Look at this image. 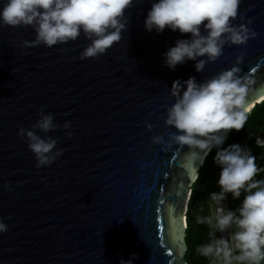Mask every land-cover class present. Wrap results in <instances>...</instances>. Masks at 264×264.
<instances>
[{
    "label": "water",
    "instance_id": "1",
    "mask_svg": "<svg viewBox=\"0 0 264 264\" xmlns=\"http://www.w3.org/2000/svg\"><path fill=\"white\" fill-rule=\"evenodd\" d=\"M151 4L133 0L121 41L98 58L80 59L90 43L83 33L66 44L26 47L35 39L31 26H0V218L8 225L0 264H119L131 253L134 264H187L185 212L202 164L188 166L186 145L163 150L151 137L167 140L175 131L164 122L174 80L208 79L241 51L240 75L255 81L249 99L263 101L264 0H241L233 20L251 18L257 35L226 45L201 73L191 60L175 70L164 65L162 54L190 34L148 32ZM41 106L71 128L48 133L64 151L37 168L17 133L39 119Z\"/></svg>",
    "mask_w": 264,
    "mask_h": 264
},
{
    "label": "clouds",
    "instance_id": "2",
    "mask_svg": "<svg viewBox=\"0 0 264 264\" xmlns=\"http://www.w3.org/2000/svg\"><path fill=\"white\" fill-rule=\"evenodd\" d=\"M241 0H152L144 27L159 34L165 28L187 38L177 39L174 46L162 54L163 63L170 70L186 61H194L195 70L203 72L205 65L214 62L226 45H244L257 33L250 27L252 19L239 15ZM133 0H0V26H31L35 39L24 45L43 44L52 47L75 41L81 33L90 43L80 53V59L98 58L122 39L129 16L126 10ZM244 52L237 55L235 63L198 82L195 76L187 80L176 79L169 88L174 102L166 108L165 125L175 131L168 139L156 134L152 143L161 144L163 150L172 146H187L185 159L191 167L197 160L203 164L209 153L216 149L213 162L220 168L217 184L219 192L210 193L215 212L209 216H197L200 224L210 229V241L197 248L199 255L209 258L213 264H262L264 262V179L256 180L258 166L251 149L233 143L223 147L231 130L240 131L254 107L249 97L253 94L254 79L240 75ZM264 100V96H261ZM39 119L30 128H19L17 135L25 139L33 152L36 167L51 165L63 154L57 147V139L48 135L57 128L70 129L71 122L57 124L54 114L39 109ZM151 130L153 125L146 124ZM35 129H39L37 132ZM43 133L44 135H41ZM71 138L73 133H66ZM256 145L264 148V139L256 138ZM6 187H9L7 184ZM10 190V187H9ZM236 210H226L223 201L227 194L239 199ZM230 236L217 237L216 233ZM8 225L0 218V233ZM135 253L119 264H134Z\"/></svg>",
    "mask_w": 264,
    "mask_h": 264
},
{
    "label": "trees",
    "instance_id": "3",
    "mask_svg": "<svg viewBox=\"0 0 264 264\" xmlns=\"http://www.w3.org/2000/svg\"><path fill=\"white\" fill-rule=\"evenodd\" d=\"M264 130V100L256 104L248 116L245 126L240 130H231L223 147L237 143L243 145L247 142V148L251 149V155L255 157L258 166V173L254 177L256 180L264 179V148L258 147L254 143L255 136ZM216 149L209 153L203 164L198 169V174L191 186V193L185 212L186 227L184 229V240L187 247L185 260L187 264H210L213 262L198 254L197 248L210 241V229L206 224L197 222V216L210 215V193L219 192L215 181L219 177L220 168L213 162ZM217 188V189H216ZM244 193L239 199H233L231 194H227L226 209L236 210L243 199ZM264 264V262H262Z\"/></svg>",
    "mask_w": 264,
    "mask_h": 264
},
{
    "label": "built area",
    "instance_id": "4",
    "mask_svg": "<svg viewBox=\"0 0 264 264\" xmlns=\"http://www.w3.org/2000/svg\"><path fill=\"white\" fill-rule=\"evenodd\" d=\"M257 136H259L261 139H264V137L262 136V135H257ZM257 136H255V139H254V143L256 144V138H257ZM244 146H247V142L245 141L244 142V144H243ZM224 205V204H223ZM214 208V212H215V205L211 208V210ZM232 230H234V229H231L230 230V232L228 231L227 233H218V237H220V236H230V234H231V232H232Z\"/></svg>",
    "mask_w": 264,
    "mask_h": 264
},
{
    "label": "rangeland",
    "instance_id": "5",
    "mask_svg": "<svg viewBox=\"0 0 264 264\" xmlns=\"http://www.w3.org/2000/svg\"><path fill=\"white\" fill-rule=\"evenodd\" d=\"M218 180V179H217ZM217 180L215 181V184L217 185V188L219 189V186L217 184ZM216 188V189H217ZM209 204H210V215H212L214 213V208L211 210V208L214 206L213 202L211 201V199H209ZM224 207L226 209V200L223 201ZM227 210V209H226ZM231 229H229L228 231L230 232ZM233 231V230H232ZM216 236L218 237V233H216ZM210 264H213V262H211Z\"/></svg>",
    "mask_w": 264,
    "mask_h": 264
},
{
    "label": "snow or ice",
    "instance_id": "6",
    "mask_svg": "<svg viewBox=\"0 0 264 264\" xmlns=\"http://www.w3.org/2000/svg\"><path fill=\"white\" fill-rule=\"evenodd\" d=\"M252 71H253V72H255V71H256V69L253 67V68H252ZM192 179H193V180H195V179H196L194 171H193Z\"/></svg>",
    "mask_w": 264,
    "mask_h": 264
},
{
    "label": "crops",
    "instance_id": "7",
    "mask_svg": "<svg viewBox=\"0 0 264 264\" xmlns=\"http://www.w3.org/2000/svg\"><path fill=\"white\" fill-rule=\"evenodd\" d=\"M259 134L264 137V130L261 133H259ZM259 134H257V135H259Z\"/></svg>",
    "mask_w": 264,
    "mask_h": 264
},
{
    "label": "bare ground",
    "instance_id": "8",
    "mask_svg": "<svg viewBox=\"0 0 264 264\" xmlns=\"http://www.w3.org/2000/svg\"><path fill=\"white\" fill-rule=\"evenodd\" d=\"M260 102V101H259Z\"/></svg>",
    "mask_w": 264,
    "mask_h": 264
}]
</instances>
